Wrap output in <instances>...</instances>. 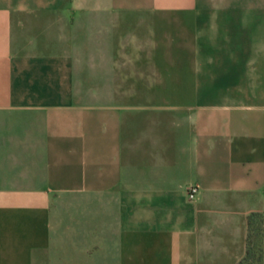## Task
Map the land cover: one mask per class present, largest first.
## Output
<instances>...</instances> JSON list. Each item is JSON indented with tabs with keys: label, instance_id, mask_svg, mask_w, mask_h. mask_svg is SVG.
Masks as SVG:
<instances>
[{
	"label": "crops",
	"instance_id": "0c3cea01",
	"mask_svg": "<svg viewBox=\"0 0 264 264\" xmlns=\"http://www.w3.org/2000/svg\"><path fill=\"white\" fill-rule=\"evenodd\" d=\"M263 212L264 6L0 0V264H239Z\"/></svg>",
	"mask_w": 264,
	"mask_h": 264
},
{
	"label": "rangeland",
	"instance_id": "374dc122",
	"mask_svg": "<svg viewBox=\"0 0 264 264\" xmlns=\"http://www.w3.org/2000/svg\"><path fill=\"white\" fill-rule=\"evenodd\" d=\"M254 6H264V0H253ZM249 254L243 264H264V212L253 216L248 238Z\"/></svg>",
	"mask_w": 264,
	"mask_h": 264
},
{
	"label": "trees",
	"instance_id": "16d2710c",
	"mask_svg": "<svg viewBox=\"0 0 264 264\" xmlns=\"http://www.w3.org/2000/svg\"><path fill=\"white\" fill-rule=\"evenodd\" d=\"M255 214L251 215L249 218H248V235H247V239H246V243H247V246H246V254L245 256L240 260L239 264H243V262L247 259V256L249 254V246H248V238H249V230H250V227H251V224H252V220H253V216Z\"/></svg>",
	"mask_w": 264,
	"mask_h": 264
},
{
	"label": "built area",
	"instance_id": "2783aa9c",
	"mask_svg": "<svg viewBox=\"0 0 264 264\" xmlns=\"http://www.w3.org/2000/svg\"><path fill=\"white\" fill-rule=\"evenodd\" d=\"M197 192V190H196V188H194V187H192V188H190L189 190H188V196L190 197V198H192V197H194V195H195V193Z\"/></svg>",
	"mask_w": 264,
	"mask_h": 264
}]
</instances>
